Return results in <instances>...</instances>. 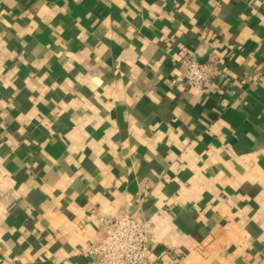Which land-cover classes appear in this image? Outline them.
I'll return each mask as SVG.
<instances>
[{
	"label": "crops",
	"instance_id": "1",
	"mask_svg": "<svg viewBox=\"0 0 264 264\" xmlns=\"http://www.w3.org/2000/svg\"><path fill=\"white\" fill-rule=\"evenodd\" d=\"M140 197L154 264H264V0H0V264H95Z\"/></svg>",
	"mask_w": 264,
	"mask_h": 264
},
{
	"label": "built area",
	"instance_id": "2",
	"mask_svg": "<svg viewBox=\"0 0 264 264\" xmlns=\"http://www.w3.org/2000/svg\"><path fill=\"white\" fill-rule=\"evenodd\" d=\"M178 64L184 83L190 89L207 94L213 86L231 85L221 59L199 62L189 54L179 59ZM144 202L145 198L140 197L136 215L123 212L110 221L98 216L103 225V238L86 251L95 257V264H154L150 249L154 224L141 216Z\"/></svg>",
	"mask_w": 264,
	"mask_h": 264
},
{
	"label": "water",
	"instance_id": "3",
	"mask_svg": "<svg viewBox=\"0 0 264 264\" xmlns=\"http://www.w3.org/2000/svg\"><path fill=\"white\" fill-rule=\"evenodd\" d=\"M203 62V61H202Z\"/></svg>",
	"mask_w": 264,
	"mask_h": 264
}]
</instances>
